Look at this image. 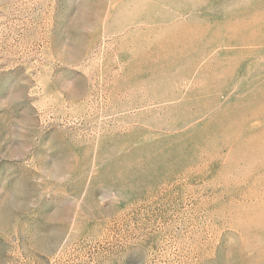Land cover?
Listing matches in <instances>:
<instances>
[{"label":"rangeland","instance_id":"rangeland-1","mask_svg":"<svg viewBox=\"0 0 264 264\" xmlns=\"http://www.w3.org/2000/svg\"><path fill=\"white\" fill-rule=\"evenodd\" d=\"M0 264H264V0H0Z\"/></svg>","mask_w":264,"mask_h":264}]
</instances>
